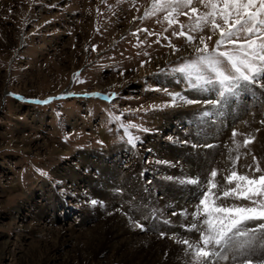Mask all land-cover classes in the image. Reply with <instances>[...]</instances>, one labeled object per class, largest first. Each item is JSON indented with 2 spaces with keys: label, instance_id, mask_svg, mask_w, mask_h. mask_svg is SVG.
Here are the masks:
<instances>
[{
  "label": "rangeland",
  "instance_id": "rangeland-1",
  "mask_svg": "<svg viewBox=\"0 0 264 264\" xmlns=\"http://www.w3.org/2000/svg\"><path fill=\"white\" fill-rule=\"evenodd\" d=\"M152 3L0 0V264L141 262L124 254L158 239V249L151 246L160 253L167 237L161 238L153 226L172 219L171 208L162 205L167 193L182 188L168 177L206 178L213 167L224 168L234 147L232 130L244 124L238 132L254 134L248 149L264 167V91L242 92L210 123L197 119L204 105L153 108L170 102L164 89L199 99L214 93L194 97L183 78L171 71L192 56L186 38L172 36L179 23L189 21L180 16L169 28L163 13L143 18ZM145 28L153 34L140 31ZM216 39L206 41L210 49ZM257 115V124L251 122ZM121 123L149 129H132L143 144L128 145ZM208 142L212 147L203 146ZM123 176L128 183H121ZM138 180L132 199L143 192L135 205L150 218L154 211L150 220L120 201L123 189ZM116 198L118 204L107 205ZM92 199L102 204L93 207ZM120 207L149 230L134 228L116 211ZM114 216L128 246L108 238V232L101 234L102 240L92 237Z\"/></svg>",
  "mask_w": 264,
  "mask_h": 264
},
{
  "label": "snow or ice",
  "instance_id": "snow-or-ice-1",
  "mask_svg": "<svg viewBox=\"0 0 264 264\" xmlns=\"http://www.w3.org/2000/svg\"><path fill=\"white\" fill-rule=\"evenodd\" d=\"M157 13L164 14L163 20L167 21L169 28L179 23L178 17L188 18V24L179 23L180 30L173 31L172 36L185 37L192 56L171 71L183 78L194 97L206 93H214V96L199 99L164 89L170 102L153 106L154 109L204 105L205 110L197 114V119L210 123L222 115L223 110L242 92L264 91V0H153L152 7L145 11L143 18ZM160 22L157 20V23ZM140 31L148 32V29ZM205 31L209 34L203 35ZM213 36L217 39L210 49L206 41H211ZM171 46L174 51H180L175 45ZM34 103L47 104L49 101L36 100ZM207 106L217 111L213 112ZM115 119L120 120V117ZM260 123L264 124V120ZM120 128L126 143L132 148L143 144L132 129L150 131L135 124L121 123ZM238 135L243 137L242 141L236 139ZM231 137L234 147L229 150L224 168L213 167L206 178L200 175L168 177L181 186L196 189L192 193L196 201L192 212L181 209L179 213H171L172 216L191 217L189 223L180 227L185 232L195 233L196 238L185 236L177 239L184 246L186 264H264V167L248 149L255 141L254 134L239 133L234 128ZM203 146L212 147L211 144ZM242 149L248 150L244 152ZM249 155L251 161L247 160ZM242 158L245 162L240 164ZM157 163L171 164L161 160ZM89 203L93 207L102 204L96 199ZM116 211L127 216L134 228L145 232L149 230L146 224L123 208ZM154 217L153 211L151 218ZM149 218L147 215L142 217L145 220ZM162 222L171 224L169 220ZM159 235L161 238L169 236L165 232Z\"/></svg>",
  "mask_w": 264,
  "mask_h": 264
},
{
  "label": "bare ground",
  "instance_id": "bare-ground-1",
  "mask_svg": "<svg viewBox=\"0 0 264 264\" xmlns=\"http://www.w3.org/2000/svg\"><path fill=\"white\" fill-rule=\"evenodd\" d=\"M260 118L261 117L257 115L256 120L251 121V122H254L257 124L258 119H260ZM229 121H230V118H229ZM229 121H228V123H229ZM249 123H247V124H249ZM244 125H242L238 130L242 131V129L244 128ZM244 133H246V132H244ZM209 143L210 142L205 143L204 145L209 144ZM192 153L193 152H191V154ZM194 165H196V164H194ZM197 170H199V169L192 167V171H197ZM125 177L126 176H123V178L120 179V181L123 180L121 183H125V184L128 183L129 180L125 179ZM101 183H103V184H108V183L109 184H116V180H114V179H110V180L101 179ZM140 183H141V180H138V181L131 182L128 186H126L122 191L120 201H123L124 203H125V201H127L126 203H129V204L131 203V205H134L133 208H135V210H136L135 214L144 217V216H146L145 215L146 210L144 208L138 209V207L140 206L139 203H138V205H139L138 207L135 205V203L137 201L140 202V200L142 199V193L143 192H141L140 195L137 196V199H132V197H134V195L138 194L135 189L137 186L140 185ZM131 184H133V187H130ZM192 193H193V190H190V186H187V185L182 186V188L180 190H177L174 192L170 191L169 193H167L166 199L164 200L165 203L162 206H164L167 209L171 208L172 211H176L177 213H179L181 209H187L188 212H192L194 210V204L196 203ZM110 194L114 195L113 193H110ZM116 200L117 201H114L111 199L109 204H107V205H110V204L113 205L114 202L115 203L119 202L118 198H116ZM129 200H131L132 202H129ZM106 208L108 209V207H106ZM127 209L128 210L130 209L129 205H128ZM159 217H161V216H159ZM137 218H139V217H137ZM117 219H119L117 216H114L113 218L109 219L108 223L101 227V229H100L101 231H99L100 233L99 232L96 234L94 233L92 235V237L100 239L104 234H107V232H108L109 233L108 238H111L113 240H119L122 243V245L124 244L125 246H128V244H129L128 239L129 238H127L126 236L125 237L122 236L121 232L116 230V227H119V226H116V227L114 226ZM149 220H147L148 223L150 222ZM190 220H191V217L182 218L181 216L177 215V216L172 217V219L170 220L171 224L161 223L163 220L161 222H160V220L157 221L160 223L156 222L155 225L153 226L154 227L153 230H159L160 229L159 232H165V233L169 234V236H166L167 237V241L165 243L166 247L159 253L158 251L155 250L156 248L154 249L152 247V246H156L158 249V244H160L159 239H158V242H154L153 240L143 241V242H141V244H139V246L131 249V251L128 252V254H124L126 256H132L133 255V256H135V258L137 257L138 259H141L142 260L141 262L140 261L139 262H133V261H130L129 259L126 261V260L122 259V260L115 261V263L117 262L116 264H186L185 257H184V246L179 244L177 242V239L180 237H185V236L191 237V238H196L195 233L185 232L180 227L181 224H187V223H189ZM101 234H102V236H101ZM172 234H176V236L173 237ZM169 237H172V238H169ZM101 240H102V238H101ZM146 242H148V243H146ZM145 252L148 253L147 256L152 255L153 257L150 259L149 257L144 256Z\"/></svg>",
  "mask_w": 264,
  "mask_h": 264
}]
</instances>
